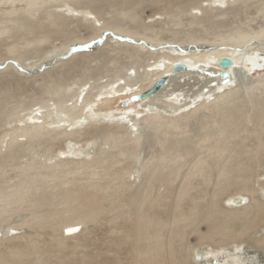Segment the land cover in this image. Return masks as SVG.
<instances>
[{"label":"bare ground","instance_id":"6f19581e","mask_svg":"<svg viewBox=\"0 0 264 264\" xmlns=\"http://www.w3.org/2000/svg\"><path fill=\"white\" fill-rule=\"evenodd\" d=\"M124 1L125 10L106 9L109 18L97 25L101 34L109 32L106 38H79L81 47L70 49L65 64L94 62L105 76L115 68V55L123 54L129 60L125 72L118 68L103 82V76L77 79L81 85L72 92L53 82L47 100L37 97L31 107L0 116V239L14 237L23 225L51 221L61 235L44 247L15 246L9 256L0 250V264H264V165L261 186L251 181L252 166L264 154V78L256 76L264 70V21L260 27H209L213 10L222 19L226 8L237 5L209 0L206 7L192 6L197 11L189 12L187 29L169 17L155 28ZM105 2L110 7L119 0H0V62L38 68L41 57L24 63L20 54L43 42L32 40L37 32L65 30L66 18L88 24L90 18L79 17L74 7L89 5L97 13ZM68 53L62 49L47 61ZM226 57L233 65L223 83L218 62ZM60 61L43 76H51ZM138 63L143 68L132 76ZM4 67L0 86L22 88L20 71ZM155 87L136 99V113L115 108L120 99ZM88 132L101 140L79 144ZM46 136L64 138V147L37 154L34 148ZM19 141L27 146L21 148L26 160L7 178L5 163L16 157L2 152ZM13 215L19 224L7 222ZM86 222L107 228L101 234L96 227L68 231ZM194 233L205 247L187 242ZM54 253L61 259L51 261Z\"/></svg>","mask_w":264,"mask_h":264},{"label":"rangeland","instance_id":"374dc122","mask_svg":"<svg viewBox=\"0 0 264 264\" xmlns=\"http://www.w3.org/2000/svg\"><path fill=\"white\" fill-rule=\"evenodd\" d=\"M136 1V2H135ZM170 1V2H169ZM211 1V0H210ZM209 0H125L124 3L128 2V4L131 6L130 7V13L136 14L140 18L141 22H145L148 25H153L155 28H161L162 24L161 21H170L172 20L173 22L178 23V25L182 29H187V21L189 19V12H195L197 10L192 9V6L197 5V4H202L203 7H206L207 4H212L210 3ZM217 2L218 0H214ZM97 4L100 5L98 2ZM110 5V3H108ZM107 2H105L104 9H100L99 12H95L92 7L89 5H79V8L75 6L74 8L79 11L78 16H83V17H88L90 18L89 21L90 23L87 24V22L83 21L82 19H77V17H74L72 20L69 18H66L64 22H67V27H65V30L61 29H54L50 27H45L43 30L40 32H37L34 36V39L32 40H38L41 39L43 42L34 44L31 43L30 45L26 46L24 50L20 51L21 53H25L22 56V59L25 62H28L25 60L28 57L31 56H38L40 58V63L38 64V68H28L23 69L20 64L13 60L10 59L6 64H3L0 62V77L3 76V73L5 70H1L7 64H10L14 66L16 69H18L19 74H20V81L22 88H17L15 85L12 83H7V86H0V99L6 98V106L0 107V116L3 118V116H6L9 112L11 111H16L24 108H29L32 106V100L40 97L41 99L46 100L49 98V93L52 91V87L54 86L52 83L53 82H58L61 84V88H69L68 86H71L72 88L68 92H72L73 90H78L79 86L81 85L82 80H78L77 84L74 83L77 79L80 78H95L96 80L99 79V77H102L104 75V72L102 70H97L94 68L96 64L94 62L88 63L87 62H78L77 58L75 60H72L71 63L65 64L68 62V58H70L71 54L70 49H77L81 47V43L78 42L79 38L83 37H89L93 36L90 41L104 39L106 36L109 34V32H104L100 33L98 30V24H102L109 18V15L107 14V10L110 12L112 11H117V10H123V6L121 3V0H119V3L113 4L111 3V6L108 7L109 5ZM237 5L234 7H229L226 8L227 10L223 11L225 15L223 16L222 19H217L215 17V10L212 12V16L210 21L207 22L206 25L209 27H225V26H230V27H244L247 25L254 26V27H260L262 25V22L264 21V0H237ZM98 5V6H99ZM52 8V7H51ZM81 9V10H80ZM107 9V10H106ZM84 10H88L93 12V14H83ZM125 10V9H124ZM95 12V13H94ZM78 13V12H77ZM166 17L169 18L166 19ZM97 18L100 20L98 21ZM170 23V22H169ZM131 25L130 23L126 26ZM96 26V27H94ZM171 26V25H169ZM50 30V31H49ZM49 31V32H48ZM44 37H46L44 39ZM102 39V40H103ZM100 40V41H102ZM9 41V40H8ZM87 42V43H88ZM19 43H22V40L19 41ZM80 43V44H79ZM141 43V42H140ZM143 43V42H142ZM147 45V44H146ZM69 52L66 55H63L62 57H57L53 61L48 62L47 60L50 58L49 55L60 52L62 49H66ZM0 49L2 52H5V48L3 46H0ZM61 60L57 64L59 67L56 68V70H52L50 72L51 76H43L45 70H51L54 66V63L57 60ZM30 61L35 60L34 59H28ZM129 60L126 58L125 55L123 54H116L115 59H114V66H112V69L110 72L105 73V76L103 78H100L99 81H107L113 79L115 73L118 68H120L123 72L126 71L127 66L129 64L127 63ZM105 62V61H104ZM144 63L146 61L143 60ZM142 62V63H143ZM140 63V62H139ZM135 64L134 70H130L129 73H133L132 76L134 75V72L138 69L142 70V66L140 64ZM106 64V62H105ZM123 67V68H122ZM256 76L264 78V70L261 72L256 73ZM98 81V83H99ZM63 98H66L65 96ZM52 103V101H49ZM138 100H134V97L130 96L127 98L120 99L117 104H115V108H118L117 111H122V109H128L129 114H134L136 111H138ZM17 111V113H18ZM27 110L19 112L20 114L26 113ZM116 112V110L114 111ZM1 118V119H2ZM4 119H2L0 123V135L4 132L3 130L5 129L4 124ZM192 123V122H191ZM3 124V125H2ZM15 123L13 122L11 126H13ZM10 125H7L9 128ZM196 123L189 125L188 130L189 132L187 133L188 135H192L193 132L195 131ZM3 131V132H2ZM48 137V138H47ZM89 137H96L97 142L101 140L99 136H97L94 133H86L82 135V140L81 142H78L79 144H82L86 139H89ZM47 138V139H45ZM58 138V139H57ZM57 138H51L49 136H46L42 138V142L44 144V147L42 146V142L40 146H36L34 150H36L37 154L41 155L42 151L47 149L45 153L49 155H54L57 153L59 149H62L64 147V138L57 137ZM45 139V143H44ZM144 141L147 143L150 142V139L146 137ZM248 141V139H247ZM20 142V141H19ZM18 142V143H19ZM14 143L11 147V149H7L6 152H2L3 156L6 153H13L15 154L16 159L13 162L5 163V176L8 178L10 175L14 174V169L13 166L16 164H20V162L25 161L26 157H23V150L21 148H24V150L27 148L25 147L24 141H21L19 144ZM50 143V144H47ZM17 144V145H16ZM23 144V145H22ZM6 145V144H5ZM4 145L3 150H5L6 146ZM17 147H16V146ZM47 145V146H46ZM16 148H15V147ZM21 149L19 150L18 149ZM41 148V149H40ZM44 148V149H43ZM17 150V151H15ZM42 150V151H41ZM19 151V152H18ZM22 152V153H21ZM20 153V154H19ZM18 154V156H17ZM21 155V156H20ZM44 158V157H43ZM264 154L259 157V162L254 163L252 166V177L251 181L253 183V186L255 188H258L261 186V180L262 177H260L259 172L261 171V166L264 165ZM10 171V172H9ZM83 177V176H82ZM259 184V186H258ZM233 189H230V191L226 194H230ZM222 198V197H221ZM220 198V199H221ZM226 203V202H225ZM20 218L15 217V215L11 216L9 221H7L9 224H19L20 221H18ZM52 222V221H51ZM49 222L46 226L44 227H36V226H21L17 231L19 232L16 234L14 237H8V238H3L0 239V250L6 255L9 256V254L13 251L15 246L18 245H30L34 243L35 245L39 247H44L48 244H51L52 242H57L58 240L61 239L60 232L54 230V228L50 225ZM5 225V223H4ZM94 225V226H93ZM107 228V224H93L91 222H86L79 224L76 230L79 231L80 228L84 230H87L91 227H96L99 228V234H101L103 231H105V226ZM206 229L205 226H202V230L204 231ZM66 230H64L65 233ZM263 232V230H262ZM67 233V232H66ZM68 234V233H67ZM69 235H73L72 233ZM187 242L190 245L193 246H202L205 247L203 243H200L198 239L197 234H191L188 237ZM14 247V248H13ZM202 249V248H201ZM56 253L52 254L50 257V260L55 262L60 259L56 258ZM31 257L34 255H30ZM192 264H198L196 263V260H192Z\"/></svg>","mask_w":264,"mask_h":264},{"label":"water","instance_id":"95a60500","mask_svg":"<svg viewBox=\"0 0 264 264\" xmlns=\"http://www.w3.org/2000/svg\"><path fill=\"white\" fill-rule=\"evenodd\" d=\"M218 64H219L220 67L223 68V71L221 72L220 77L222 79H224L223 80V83H226L230 79H229V73H228V71H225V70L227 69V67L233 65V61L230 58L226 57V58L220 59L219 62H218ZM155 89H157V88L155 87L151 91H147V92H144V93L136 94V96L134 97V99L136 100V99L145 98L148 95L152 94Z\"/></svg>","mask_w":264,"mask_h":264},{"label":"snow or ice","instance_id":"6c2138e0","mask_svg":"<svg viewBox=\"0 0 264 264\" xmlns=\"http://www.w3.org/2000/svg\"><path fill=\"white\" fill-rule=\"evenodd\" d=\"M68 231H70V232H71V231H76V229H69Z\"/></svg>","mask_w":264,"mask_h":264}]
</instances>
